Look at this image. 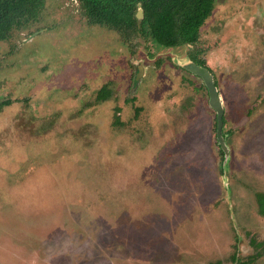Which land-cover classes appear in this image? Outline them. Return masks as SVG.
<instances>
[{
  "label": "rangeland",
  "instance_id": "obj_1",
  "mask_svg": "<svg viewBox=\"0 0 264 264\" xmlns=\"http://www.w3.org/2000/svg\"><path fill=\"white\" fill-rule=\"evenodd\" d=\"M6 99L0 264H264V0H213L193 46L44 0L0 41Z\"/></svg>",
  "mask_w": 264,
  "mask_h": 264
},
{
  "label": "trees",
  "instance_id": "obj_2",
  "mask_svg": "<svg viewBox=\"0 0 264 264\" xmlns=\"http://www.w3.org/2000/svg\"><path fill=\"white\" fill-rule=\"evenodd\" d=\"M77 1L89 23L115 29L124 38L140 32L165 46H193L213 5V0ZM43 3L44 0H0V41L8 39L15 29L36 20ZM139 9L142 11L141 17L137 16ZM198 53L196 49H189L188 57L202 64L197 58ZM108 95L109 91L102 86L99 97ZM10 102L9 99L3 100L0 107ZM258 204L260 212L264 214V197L258 198Z\"/></svg>",
  "mask_w": 264,
  "mask_h": 264
},
{
  "label": "water",
  "instance_id": "obj_3",
  "mask_svg": "<svg viewBox=\"0 0 264 264\" xmlns=\"http://www.w3.org/2000/svg\"><path fill=\"white\" fill-rule=\"evenodd\" d=\"M141 15H142V11H141V9H139L137 12V16L140 17ZM183 66L187 70L191 71L192 73L199 75L202 78V80H203V82L207 88L208 96H209V104L216 111V137H217V141L220 145V148L222 149L223 154H224L223 167H225L224 163L227 161L228 149H227V146L223 140V136L221 134V127L223 124V122H222L223 105H222V102L220 100V96L217 94V88L214 84L212 75L206 67L201 66L199 64H196L192 60L187 61L185 64H183ZM137 70H138V72H137V76H138L142 72V68L140 66H138ZM223 170H224V168H223ZM222 177L224 179V184L226 185V181H225L226 175L223 174Z\"/></svg>",
  "mask_w": 264,
  "mask_h": 264
},
{
  "label": "flooded vegetation",
  "instance_id": "obj_4",
  "mask_svg": "<svg viewBox=\"0 0 264 264\" xmlns=\"http://www.w3.org/2000/svg\"><path fill=\"white\" fill-rule=\"evenodd\" d=\"M141 17V16H140ZM109 28V27H108ZM115 30V29H114ZM187 56H188V54H187ZM198 56V55H197ZM189 58V57H188ZM197 58H199V57H197ZM190 59V58H189ZM191 60V59H190ZM193 61V60H192ZM194 62V61H193ZM196 64H198V63H196ZM199 65H201V66H204L203 64H199ZM189 71V70H188ZM215 84V83H214Z\"/></svg>",
  "mask_w": 264,
  "mask_h": 264
}]
</instances>
